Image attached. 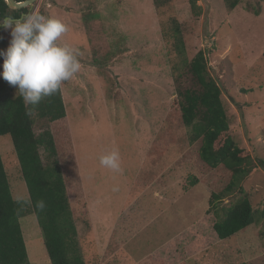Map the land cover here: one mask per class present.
I'll return each mask as SVG.
<instances>
[{
	"label": "rangeland",
	"instance_id": "rangeland-1",
	"mask_svg": "<svg viewBox=\"0 0 264 264\" xmlns=\"http://www.w3.org/2000/svg\"><path fill=\"white\" fill-rule=\"evenodd\" d=\"M198 4V16L190 0L160 9L153 0H37L29 11L65 23L68 31L58 43L80 62L78 73L62 84L73 153L66 142L58 146L86 264H264V222L221 240L209 211L212 188L186 187L191 175H199L196 166L185 163L180 143L158 144L178 89L190 84L187 62L202 50L222 89L231 132L255 161L241 185L254 207L264 208V0H240L233 10L224 0ZM173 19L185 30L182 55L174 48ZM11 39V29L1 27L0 50ZM3 62L0 57V73ZM176 134L189 141L187 127ZM155 143L163 150L158 180L131 193ZM113 150L119 172L100 164ZM0 152L13 197L28 199L9 134L0 136ZM41 155L47 162L44 149ZM20 223L30 263L51 264L37 216ZM113 233L120 247L106 259Z\"/></svg>",
	"mask_w": 264,
	"mask_h": 264
},
{
	"label": "trees",
	"instance_id": "trees-1",
	"mask_svg": "<svg viewBox=\"0 0 264 264\" xmlns=\"http://www.w3.org/2000/svg\"><path fill=\"white\" fill-rule=\"evenodd\" d=\"M171 1L153 0V3L160 9ZM224 1L229 10L240 2ZM190 2L194 14L200 15L202 6L198 0ZM30 9H11L6 0H0V20L8 16L19 19ZM42 15L48 17L44 12ZM171 30L174 48L182 55L187 46L185 30L176 19H173ZM187 71L190 84L178 89L166 115L164 131L157 140L160 141L158 144L165 141L180 143L179 150L185 163L193 162L196 166L199 175H191L186 187L202 183L212 188L209 211L216 216L213 228L217 236L225 240L254 223L264 222V208H255L241 185L255 168V161L250 150L240 147L231 132L221 97L222 89L210 75L202 50L187 62ZM37 124L41 126L39 132L35 128ZM184 127L189 129V141L175 135L176 130ZM6 134L12 138L29 198L19 200L13 197L0 152V264H31L20 223L21 217L31 213L38 218L51 264H86L61 162L63 156L58 146L66 142L68 153H73L62 86L56 94L41 99L38 104L26 105L18 87L0 75V136ZM41 149L46 153L47 162L42 158ZM151 156L156 158L150 159ZM162 157L163 150L155 143L147 154L145 169L139 172L131 186V193L143 190L158 180ZM75 177L79 183L78 174ZM41 200L46 205L42 211L36 207ZM119 247L120 243L113 233L107 242L104 257L113 256ZM177 264L189 263L181 261Z\"/></svg>",
	"mask_w": 264,
	"mask_h": 264
},
{
	"label": "clouds",
	"instance_id": "clouds-1",
	"mask_svg": "<svg viewBox=\"0 0 264 264\" xmlns=\"http://www.w3.org/2000/svg\"><path fill=\"white\" fill-rule=\"evenodd\" d=\"M0 26L11 29L12 37L7 50H0V57L4 59L0 75L18 87L26 105H36L41 99L56 94L64 82L78 73L77 55L58 43L68 31L61 20L33 10L19 19L5 17L0 20ZM100 164L114 172L121 171L119 152L113 150L102 155ZM36 207L44 210L45 202L38 201Z\"/></svg>",
	"mask_w": 264,
	"mask_h": 264
},
{
	"label": "water",
	"instance_id": "water-1",
	"mask_svg": "<svg viewBox=\"0 0 264 264\" xmlns=\"http://www.w3.org/2000/svg\"><path fill=\"white\" fill-rule=\"evenodd\" d=\"M37 0H23V1H16V0H6L8 6L11 9H21L25 7H33ZM24 16V15H23ZM22 16V17H23ZM2 26H0L1 28Z\"/></svg>",
	"mask_w": 264,
	"mask_h": 264
},
{
	"label": "flooded vegetation",
	"instance_id": "flooded-vegetation-1",
	"mask_svg": "<svg viewBox=\"0 0 264 264\" xmlns=\"http://www.w3.org/2000/svg\"><path fill=\"white\" fill-rule=\"evenodd\" d=\"M30 8H31V7H30ZM26 14H27V13H25V14H23V15L25 16ZM23 15H22V16H23ZM22 16H21V17H22Z\"/></svg>",
	"mask_w": 264,
	"mask_h": 264
}]
</instances>
